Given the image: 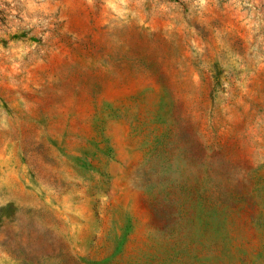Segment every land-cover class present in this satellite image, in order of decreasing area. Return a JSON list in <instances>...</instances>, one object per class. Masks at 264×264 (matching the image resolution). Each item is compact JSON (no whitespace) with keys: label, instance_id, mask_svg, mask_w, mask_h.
Here are the masks:
<instances>
[{"label":"rangeland","instance_id":"374dc122","mask_svg":"<svg viewBox=\"0 0 264 264\" xmlns=\"http://www.w3.org/2000/svg\"><path fill=\"white\" fill-rule=\"evenodd\" d=\"M0 264H264V0H0Z\"/></svg>","mask_w":264,"mask_h":264}]
</instances>
